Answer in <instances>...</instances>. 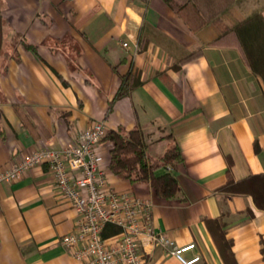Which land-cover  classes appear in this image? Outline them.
<instances>
[{
  "label": "crops",
  "instance_id": "obj_1",
  "mask_svg": "<svg viewBox=\"0 0 264 264\" xmlns=\"http://www.w3.org/2000/svg\"><path fill=\"white\" fill-rule=\"evenodd\" d=\"M0 4V170L38 147L73 143L97 121L107 130L139 129L152 157L172 142L178 146L183 161L168 169L179 193L164 200L147 184L114 176L108 171L111 145L101 141L96 150L109 185L149 200L153 227L177 246L195 244L185 254L199 255L195 264H264V212L248 196L218 191L228 172L235 181L264 174V87L234 48L208 45L218 33L215 26L205 25L188 0ZM254 6L264 20V0ZM252 9L246 5L237 12L245 16ZM144 25L156 33L139 51ZM16 35L36 46V53L15 45ZM196 50L202 52L199 59L180 64ZM128 73L138 76L139 85L106 116ZM13 105L31 106L44 130L23 126ZM75 221L45 166L0 183V264H81L61 243ZM145 248V264H181L166 248Z\"/></svg>",
  "mask_w": 264,
  "mask_h": 264
},
{
  "label": "built area",
  "instance_id": "obj_2",
  "mask_svg": "<svg viewBox=\"0 0 264 264\" xmlns=\"http://www.w3.org/2000/svg\"><path fill=\"white\" fill-rule=\"evenodd\" d=\"M122 46L128 47L126 42ZM106 133L105 123L97 121L80 132L73 143L58 149L52 145L38 147L22 161L0 170V183H12L32 168L45 166L76 213L74 229L61 243L73 250V258L81 264H145L146 246L168 249L181 264L200 261L199 255L185 257L195 244L177 246L153 227L149 200L116 192L109 185L96 150ZM106 224L117 226L121 233L102 239Z\"/></svg>",
  "mask_w": 264,
  "mask_h": 264
},
{
  "label": "trees",
  "instance_id": "obj_3",
  "mask_svg": "<svg viewBox=\"0 0 264 264\" xmlns=\"http://www.w3.org/2000/svg\"><path fill=\"white\" fill-rule=\"evenodd\" d=\"M188 3L202 17L205 25H213L217 28L216 37L208 45L218 48H234L242 63L261 81L264 87V20L261 16L262 10L254 6L257 0H188ZM246 5H253L250 13L235 17L236 12ZM145 31H148V36L143 34ZM3 32L0 4V55L3 52ZM155 33V30L148 25L142 27L137 41L139 51L145 49L149 39ZM12 40L15 45L20 44L24 50L36 53L37 47L28 44L22 37L16 35ZM201 55V50L191 51L181 60L180 64L193 62ZM138 85L139 79L135 73H128L121 77L120 86L113 99L108 103L106 116L111 112L116 100L127 96ZM13 109L23 126L33 124L44 130L31 106L13 105ZM102 141L111 145L108 152V171L111 174L131 185L147 184L158 198L164 200L173 199L179 193L180 188L176 178L168 169L175 170L183 161L182 154L175 142H172L160 156L152 157L146 151L144 136L139 129H133L126 133L119 130H107ZM218 191L224 195L248 196L254 207L264 212V174L249 175L235 181L228 172L226 182ZM120 233L121 230L117 226L106 224L101 232V237L108 240ZM220 235L224 239L221 230ZM225 244L229 247L228 243L225 242ZM261 254L264 261V247L261 248Z\"/></svg>",
  "mask_w": 264,
  "mask_h": 264
},
{
  "label": "rangeland",
  "instance_id": "obj_4",
  "mask_svg": "<svg viewBox=\"0 0 264 264\" xmlns=\"http://www.w3.org/2000/svg\"><path fill=\"white\" fill-rule=\"evenodd\" d=\"M235 17H241L242 15L238 12H236V14L234 15Z\"/></svg>",
  "mask_w": 264,
  "mask_h": 264
}]
</instances>
